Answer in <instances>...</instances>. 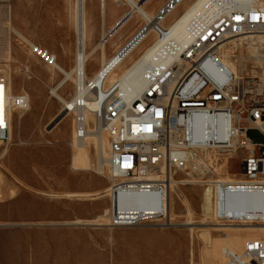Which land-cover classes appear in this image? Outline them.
Segmentation results:
<instances>
[{
    "label": "rangeland",
    "instance_id": "374dc122",
    "mask_svg": "<svg viewBox=\"0 0 264 264\" xmlns=\"http://www.w3.org/2000/svg\"><path fill=\"white\" fill-rule=\"evenodd\" d=\"M103 1L104 9L100 7L101 0H85L91 46L98 44L102 34L109 32L126 14H131L132 19L136 17L122 2ZM167 1L149 0L146 8L155 14ZM73 3L74 0H0V68L7 69L0 77L10 82L11 95L27 94L29 107L21 119L17 113L13 114L10 142L6 148L0 145V152L7 150L0 160V242L38 243L36 254L45 252L49 243L61 242L74 249V252L64 250L61 253L75 264H204L203 254L209 241L205 238L206 233L200 230L210 231L215 238L219 233L213 225L237 222L215 220L217 202L213 200L210 182L232 179L241 182L238 176L241 153L228 159L227 175L215 171L220 164L214 167L213 175L206 181L192 175L190 178L186 173L173 175L176 181L191 182L175 187L178 197H185L191 207V225H184L187 217L177 197L171 193V228L163 229L154 223L126 228L107 227L105 215L109 213L110 198L109 193L104 192L120 180L111 181L106 169L102 174L94 169L85 172L71 170L74 117L68 116L61 121L62 106L50 95L62 75L33 55L29 48L34 46L47 51L64 70L72 67L76 42ZM141 25L142 21L132 20L128 28H121L119 37L106 41V59L122 50ZM254 37L257 42L260 36L247 35L233 43L237 47L239 43L254 42ZM235 51L240 62L237 68H244L242 77H258L259 69L250 61L246 50H242L245 61L239 60L240 50L236 48ZM100 53L98 47L85 68L98 66ZM140 53H135L132 60ZM72 93L73 86L69 83L59 90L64 99H69ZM56 119L58 122L51 127ZM248 137L255 144L262 143L255 132H250ZM207 207L208 212L205 211ZM98 223L103 226L97 227L95 224ZM7 224L12 226L6 227ZM25 253L28 260L30 251ZM18 254L20 252L11 249L0 250V264H26L16 258ZM53 260L55 257L50 259Z\"/></svg>",
    "mask_w": 264,
    "mask_h": 264
},
{
    "label": "built area",
    "instance_id": "2783aa9c",
    "mask_svg": "<svg viewBox=\"0 0 264 264\" xmlns=\"http://www.w3.org/2000/svg\"><path fill=\"white\" fill-rule=\"evenodd\" d=\"M203 6H212V15H203ZM158 16L142 19L141 29L111 63L118 65L147 29L152 32L151 56L137 61L141 96H118L112 84L92 91L97 105L93 115L108 139L110 180H120L108 192L141 194L145 202L143 212L130 215L119 214L112 202L106 226L154 223L171 228L169 178L186 173L206 181L214 167L238 152L241 182H210L217 202L214 218L220 223H263V210L252 209L264 208V76L237 78L221 63L219 48L247 35L264 36V0H200L182 32L186 41L172 38L169 27L156 21ZM30 50L46 65H56L47 51ZM260 58L264 60V53ZM7 87V80L0 77V145L4 148L10 142L12 115L28 107L27 95H11ZM83 124L81 115L74 117L77 139L83 137ZM250 132L257 133L262 143H253ZM234 193L243 195L239 201L251 196L250 206L227 211ZM222 256L224 264H264L260 238L246 241L240 253L223 249Z\"/></svg>",
    "mask_w": 264,
    "mask_h": 264
},
{
    "label": "bare ground",
    "instance_id": "6f19581e",
    "mask_svg": "<svg viewBox=\"0 0 264 264\" xmlns=\"http://www.w3.org/2000/svg\"><path fill=\"white\" fill-rule=\"evenodd\" d=\"M101 1L102 2H100L101 3L100 7L104 9V1L103 0ZM117 1L119 3L122 2L125 5H127L131 9V13L135 14L136 17L133 19L130 17L121 19L118 23L115 24L114 27H112V29L109 32H104L102 34L98 44H96L95 46H91L88 40L89 27L86 20L85 0H74L73 25L76 36V42H75V54L73 58V65L68 70L62 69L57 64L52 66V68H54L58 73L62 75V78L50 91V95L62 106L61 109L62 112L60 115L61 121H63L68 116L76 117L77 115L79 116L81 115L84 120L83 127L85 132L81 139H77L75 137L76 130L74 124H73L74 127H72L73 132L71 130L72 132L71 134L72 141L70 144V149L72 151L71 161H70L71 170H73V172L74 171L85 172L94 169L95 172L102 174L103 170L106 169L108 171L109 178H110V171H109V161L107 156L108 139L106 135L99 130L97 121L93 115V113L97 111V105L94 102L95 99H93L92 91L94 89H99V90L104 89L112 84V90L114 92H117L118 96H125L126 94L127 96L140 97L141 88H140L139 68L137 65V61L140 58L151 56L152 51H150V48L151 45H153V43L155 42V38L151 35L152 32L149 29H147L144 32L143 36H141L142 40L138 41L137 44L135 43L136 45L134 44V47H132L130 50H128L126 53L123 54L122 59L120 60L118 65H111L113 60H117V53L112 57L106 59L104 44L111 37L112 38L119 37V34H121L122 32L121 28L123 26L126 28L132 20L133 21H139V20L141 21L142 19H144V21L146 19L151 20L155 17L156 13L159 14L156 21L161 26L164 25L169 27L172 38H175L179 41H186V38L184 37L182 32L185 30V28L188 25L192 8L200 0H194V1L173 0L167 8L165 9L161 8L160 10L158 9L155 12V14L152 13L153 10H147L146 8L147 7L146 4L149 0H145L143 3L141 2L137 3L136 0H117ZM130 15L131 14H129V16ZM203 15H212V6H203ZM257 40L258 41L256 42L254 37V42L249 41L246 44L239 43L237 47L235 45L236 43H233L232 40L221 45L219 48V59L221 63L224 66L228 67L233 73H235L236 77L239 79H241L242 77L243 74L242 72L244 71V68L240 67L238 69L236 66L238 63L237 61L238 59L236 58L237 56H235L236 48L240 50L238 56L240 58L239 60L245 61V59L243 58L244 52L242 51L243 49H245L246 50L245 52H247L246 55H248V58L251 59L248 60L253 61V63H256L257 64V65L255 64L256 67H260V71H259L260 74L258 77L262 78L264 76V60L260 58L261 56L260 57L257 56L259 54L262 55L264 53V36L259 37V39ZM229 43L230 45H228ZM98 47H99V51L101 52L100 60L97 68L98 70L91 77H89L87 75L88 73L86 74L85 71L86 62H88L90 59L94 57L96 49ZM140 51L141 53L137 57V59L132 60L135 53ZM7 68L9 67L7 66ZM5 69L0 68V75L5 73V71L7 70ZM67 83L73 86V93L69 99H64L60 96L59 90L63 88ZM7 84H8L7 91L9 94H11L10 82L8 83L7 81ZM79 105H82L83 107L80 108ZM28 109L29 107H27L25 111H27ZM25 111H15V113H17L19 119H21L23 116L22 113H24ZM11 134H12V126L10 129V137ZM59 139H62V137ZM6 151L7 150L5 149L1 150L0 160L4 157ZM234 155H236V153L231 154L227 159H224L222 164L219 165L220 168H217V170H215L218 172L217 174L219 175L228 174L227 173L228 159H232ZM74 174L76 175V172ZM186 176L192 178L190 174H187ZM236 182L239 181H237L236 179L235 180L232 179L229 180V182L227 183H236ZM184 183H191V182H187L185 180L176 181L172 178V176L169 178V218L173 216L171 200H170L171 193H173L177 197V200L180 202V206H182L185 216L187 217V220L184 223V225H191V222H189L190 220L189 216L192 213L191 207L188 204L187 199L185 197L179 198L175 191L176 185L184 184ZM108 190L109 189H107L104 193H107ZM108 196L111 199L109 213L112 210V202H113V209L115 211L117 210L119 214H123V215L141 213L145 210L144 196H142L141 194H136L129 191H119L116 193L114 192L113 195L108 194ZM242 196L243 195H235L234 193L233 196L229 197L230 199H228L226 210L235 213L237 208L241 209V207L243 206L249 207L251 204L250 203L251 196L246 195L245 196L246 198L244 200L239 201L240 197ZM208 210L209 207L205 209L206 212H208ZM211 210L214 215V210L213 209ZM252 210L254 211L263 210L264 212V208L262 207H259V209L253 208ZM95 225L97 227L103 226V224L101 223ZM5 226L11 227L12 225L7 224ZM213 226L215 227L214 230L219 233V235L215 238H212V234H210V231L200 230V228H198L200 231H202V233L203 232L206 233L205 238L209 241V246L207 250L204 251L203 254L204 264H224L222 250L227 249L234 253H240L246 241H252L260 238V244L264 248V222L262 224H256L254 222L237 221L235 224L213 225ZM37 244L38 243L25 244L23 242L10 243L8 240H5L0 242V250L11 249L16 252H20V254L16 256V258L22 259L23 261H25L26 264H75L73 260L72 263H70L66 258L67 256L62 255L61 253L64 250L65 251L69 250L70 252H74V249L71 246L68 248L66 245H64V243L53 242V243H49L45 252L36 254L35 252L37 250V246H38ZM27 250L30 251V257L28 260L26 258V253H25ZM52 257H55V260L50 261Z\"/></svg>",
    "mask_w": 264,
    "mask_h": 264
},
{
    "label": "crops",
    "instance_id": "0c3cea01",
    "mask_svg": "<svg viewBox=\"0 0 264 264\" xmlns=\"http://www.w3.org/2000/svg\"><path fill=\"white\" fill-rule=\"evenodd\" d=\"M97 68L98 66H94L93 68L91 67L85 68L86 72L88 73L87 75L91 77L98 70Z\"/></svg>",
    "mask_w": 264,
    "mask_h": 264
},
{
    "label": "water",
    "instance_id": "95a60500",
    "mask_svg": "<svg viewBox=\"0 0 264 264\" xmlns=\"http://www.w3.org/2000/svg\"><path fill=\"white\" fill-rule=\"evenodd\" d=\"M59 119H56L53 124L51 125V127H53V125H55L58 122Z\"/></svg>",
    "mask_w": 264,
    "mask_h": 264
}]
</instances>
